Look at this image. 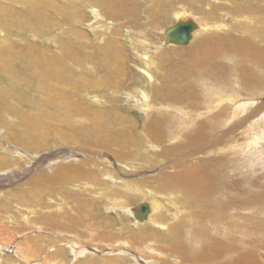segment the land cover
Listing matches in <instances>:
<instances>
[{
    "label": "rangeland",
    "instance_id": "obj_1",
    "mask_svg": "<svg viewBox=\"0 0 264 264\" xmlns=\"http://www.w3.org/2000/svg\"><path fill=\"white\" fill-rule=\"evenodd\" d=\"M49 1L52 2L51 7L41 11L45 15L43 22L42 19L37 21L34 18L29 26L20 29L14 24L18 17H23V13L27 12L25 6L13 0H0V6L7 9L9 18V28L0 33V49L8 47L4 43V35L8 33L9 42L16 52L24 53L34 48L37 60L58 59L64 65V77L71 80L72 84L57 82L55 91L61 90L67 105L69 102L88 103L93 107L87 115H81L72 108L69 114L72 123H62L50 116L45 119L44 115L41 123L44 126L46 123L49 128L46 139L49 146L47 151H33L35 149L32 145L26 146L30 141L29 136L25 137L22 114H38L44 107V100L46 104L47 97L36 90V80H30L32 85L23 82L32 71L27 61L15 60L9 63V74L0 70V94L5 97L0 107V178L8 173L2 172V163L10 165L18 162V166H28V161H23L17 151L38 159L43 153L45 155L59 150L63 146L57 136L59 129L76 133L82 139L99 133L101 144H95V148L89 149L98 157L86 160L101 165L104 164L101 163V155H106L109 168L90 165L91 170L98 172L99 179L106 182H109L110 177L106 170L115 172L116 190L119 191L123 189L121 181L126 180L167 194L161 195L162 211L155 215L164 217L163 222L165 226L168 225V229L173 224L178 225L183 235L177 242L168 239L170 243L162 244L164 251L158 252L160 257L148 263L136 249L131 250L132 254L128 253V248L120 243L130 241L134 244V237L131 238L129 232L136 231L138 223L131 215L119 219V212L113 207L122 204L134 208L150 204V200L133 195L128 201L119 196L114 199H120V204H110L106 196L100 194L102 192L98 186H93L91 191L85 190L79 185L80 182L77 184L79 190L73 191L71 185L61 180L47 181L45 173L56 172L59 162L52 158L40 171L31 174L27 181L0 180V225L4 224L12 230L17 228L23 236L22 240L31 239V244L39 249L40 255L54 254L55 262L61 264H196L194 261L206 254L207 250H210L207 264H226L230 260H225L226 253L220 250L222 244L238 249L236 253L241 255L253 249L246 245L252 240L262 244V251L259 249L258 252V264H264V181H260L264 178V170L261 172V168H258L256 174H253V169L250 173L246 170L240 176V188L244 196L239 197V200L235 197L233 199L243 203V206L240 205L241 209L235 212L225 208L226 199L221 202L207 197L204 189L189 194L170 180L169 183L161 182L168 172L162 173L170 166L177 171L185 166L197 167L199 172L201 165L196 149L230 128L229 124L227 127H217L214 122L218 108L217 105L211 108L207 102L210 89L219 91L225 88L228 93L231 89H239L244 101L257 94H260V99H264V58L255 59L249 54L255 62L249 61L236 48L240 41L247 44L250 42L255 47L257 39L260 43L258 46L264 52V38L258 35L250 37L241 25L240 28L230 27L222 32L217 30V23L222 22L221 18L226 11L236 17L250 16L251 28L264 29V0H250L247 11L242 10L245 0H222L221 3L217 0H112L114 5L111 8L102 4L103 0ZM225 2L227 4H222ZM98 7L102 8L100 14L96 12ZM177 11H184L187 17L191 16L199 24L198 32L205 29V35L201 33L188 46H172L153 52L151 56L155 58V64L153 72L151 69V81L150 76L143 71L146 69L143 59L135 50V45H141L135 34L145 35L149 39H164L160 32L177 22ZM114 30L120 34L118 40L113 36ZM206 39L211 42L221 39L218 44L226 48L227 55L200 65L202 71L190 70L191 54H197L199 44ZM111 41L122 47L116 68L105 61L107 51L104 48L106 42ZM68 44H72L71 53H66L62 46ZM7 51L11 52L9 49ZM37 65L42 66L39 62ZM84 78L90 80L93 87L96 86L95 89L82 90L79 81ZM99 81L108 83L103 86V82ZM140 91H147L151 96L150 99L146 97L147 102ZM136 92L137 97L141 93L139 99L134 98ZM128 96L131 98L128 99ZM48 110L56 111L52 107ZM184 113L187 120L193 121L188 126H184V123L173 124V120ZM231 133L232 139L245 136V127L236 126ZM197 135L206 138L204 140ZM19 147L21 150H18ZM81 149H85L83 145ZM114 162H117L118 167ZM122 163L134 165L141 173L126 177L118 171V168L122 169ZM12 168L9 170L12 173L19 169ZM212 172L217 176L216 171ZM196 175L202 176L201 173ZM228 175L227 172L226 176H218L221 187ZM214 194L217 195L218 191ZM217 198H220V193ZM28 207H37L35 215L27 211ZM57 210L62 211V218L58 217ZM27 218L31 220L29 226L25 224L24 219ZM235 223L237 226H234ZM149 226L148 229L157 230L155 225ZM168 229L166 227L159 231L165 240L170 238ZM227 230H230L228 234ZM94 232L95 237L92 239L89 235ZM222 235L227 238H222ZM137 245L142 246L143 243ZM172 250L181 253L177 256L179 253L172 254ZM75 251L79 253L77 258ZM133 253L142 258H137ZM14 254L3 253L0 258H12Z\"/></svg>",
    "mask_w": 264,
    "mask_h": 264
},
{
    "label": "bare ground",
    "instance_id": "obj_2",
    "mask_svg": "<svg viewBox=\"0 0 264 264\" xmlns=\"http://www.w3.org/2000/svg\"><path fill=\"white\" fill-rule=\"evenodd\" d=\"M13 1L18 3L20 2L23 6H25L27 10L25 14L23 13V17L21 18L18 17L15 20L14 25H16L20 29L29 26L33 22L32 20L34 18L37 21L39 19H42L43 22L45 20V15L41 11L42 10L45 11L46 7H51L52 5V2H50L49 0H39V1L13 0ZM249 1L250 0L244 1L245 6L242 8V10L245 11L249 10L248 9L249 6H247L249 4ZM217 2L221 3L223 1L217 0ZM102 4H105V6L109 8H111V6L113 7L114 5L112 4V0H103ZM222 4H227V2ZM101 9L102 8L99 9L98 7L97 10L96 9L94 10H96V12L100 14ZM229 13L230 12L226 11L221 18L222 22L217 23V30L219 32L230 29V27H232L233 29L237 27L240 28L241 25V27L243 26V30L245 29V31L249 33L250 37H255L258 35L264 38V29L258 30L259 28L257 27H253V28L250 27L252 26L251 24L252 17L245 15L242 17H236L235 15ZM7 14H8L7 9L0 6L1 34H2L1 31H7V28H9V18H7ZM25 15L27 16L25 17ZM175 18L177 19V22L174 25H176L179 22H187V21H192L194 23L195 30L192 33L191 41L192 40L194 41L201 33H204L205 35L206 30L201 29V32H198L199 24L194 19H191V16L187 17V14L184 13V11H177L175 13ZM181 19H187V20L184 21ZM263 21L264 19L262 20V22ZM263 24L264 22L262 23V25ZM167 30H163L162 32L159 31L160 34L164 35V39L159 37L149 39L145 35L135 34V36L138 38V41L141 44L139 45L136 42V44H138L140 47L138 45H135V50H137V53L140 54V58L143 59V64L146 67V69L143 71L145 72V74L147 73L148 77L150 76L149 80L151 81L153 80L151 76V69L153 72V68L155 64L154 61L155 58H153L151 54L155 51L156 52L163 51L164 49L172 46L183 47L182 45L167 43V38H166ZM112 33L114 34L113 36L115 37V39L118 40L117 38H119L120 34L117 33L116 30H114V32ZM9 37L10 35H8V33H5L4 43H6L8 47L4 50H2V47L0 49V70L9 74V68L11 67L9 63L15 60L27 61L32 66V71L30 72V74H28L29 76H27V78L23 80V82L24 83L29 82L32 85L30 80L31 79L36 80L38 82V84L35 86L36 90L39 91L41 94H44L47 97V99H46V104L44 100L43 102L44 107L41 108L38 114L33 116L27 115L26 113L22 114L23 124L25 125V129H26L25 137L29 136V141H30L26 143V146L32 145L33 148L35 149L33 151L36 152H38L41 149L43 150L45 149V151H47L49 144L46 139L49 128L47 127L46 123L45 126L41 123L44 115H45V119H48L49 118L48 116H50L56 118L62 123H67V122L72 123L71 117L69 115L72 108L77 110L81 115L82 114L87 115L88 113H90V110H92L93 106L87 105L88 103L72 104L71 102H69V104L67 105L65 102L64 94L61 93V90L58 89L57 91H55V84L57 82H61V83L68 82L72 84L71 80L66 79L63 75L64 65L58 59L37 60L36 55L34 56L35 54V52H33L34 48L33 49L30 48L26 50L24 53L16 52L13 45H11V43L9 42ZM191 41L189 42V44L191 43ZM207 41L204 40L199 44L196 50L197 54L195 55L194 53L193 55L191 54L190 70L193 69V71L195 72L199 70L202 71V69H199L200 65L211 63V61H213L214 59L222 58L225 55H227L225 54L226 48L218 44V42L221 41V39L220 40L218 39V41H213V42H211L212 40L208 42ZM106 43L107 45L104 48L107 51L105 53L106 64L115 65L116 68V64L118 63V60L121 56L122 47L119 46V44H117L115 41H111L110 43L106 42ZM255 43L256 44L254 47V45L250 44V42L247 44L244 41H240L239 44L236 46V48L241 52H243L244 53L243 56L247 58L249 61L255 62L250 58L249 54H251V56L255 59L264 58V52L263 50H261V47L258 46V44L260 43L258 42L257 39H255ZM62 46L66 53L73 52L72 44L71 45L68 44L65 46L62 45ZM7 49L11 50V52L7 51ZM65 52L63 51V56ZM37 62H39L42 66H38ZM112 69L113 67H111V70ZM105 81H99V82H103L102 85L104 86L108 83V81L107 83ZM79 84L82 90L83 89L85 90L87 88L95 89L96 87V86L93 87L92 82L86 78H84L82 81H79ZM240 91L241 90L239 89L237 90L231 89L229 90L228 93V91L225 88L219 91L214 89L209 90V94L207 96L208 98L207 102H209L210 107L212 106L211 108H214V105H217L218 108V115L216 119H214V122L218 125L217 127L220 126L227 127L229 124L230 128L213 136L209 142L202 144L200 148L196 149L198 159L201 165L199 172L197 171V167L192 168L190 166H185V167H181V169L177 171L173 168H170L171 167L170 166L167 167L165 171L162 173L164 174L166 171L168 172L163 178V180H161V182H166V183H169L170 180L172 184H175V186H177L178 188L182 189L184 192L189 194L194 192V190L204 189V192H206L207 197L210 196V198L214 200L219 199L221 202H225L226 199L227 202L224 203L226 206L225 208L228 209V211L230 212L238 211L239 209H241L240 205L243 206V203H239L238 201L233 199V197H235L236 199L239 200V197L244 196L240 188L241 186V180L239 179L241 178L240 176L244 174L246 170L249 171L250 173L251 170L253 169V174H256L255 170L258 168L259 169L261 168V172L262 170H264V150H263L264 149V99H260L259 98L260 94H257L253 98L250 97L248 101H244L242 99V96L240 95ZM262 92L264 93V91ZM89 93L91 94V92ZM137 93L138 92H136V94L134 95V98L139 99L138 97L141 93L144 98L148 97V99H150L151 97L147 91L139 93L138 97H137ZM130 98L131 97L128 96V99ZM3 101H5V97L2 94H0V107L2 106ZM145 101L147 102V98L145 99ZM49 107H52V109L56 111L50 112L51 110H48ZM69 109L70 111L68 112ZM146 110H148L147 106H146ZM192 121L193 120H187L184 113V115H179L178 118H175L173 120V124L182 125V123H184V126H188L189 122ZM158 126H160V124ZM236 126H238L239 128L245 127V136L242 135L239 136L238 138L232 139L231 132L232 130H234ZM30 131L32 132V135H30ZM57 136L61 139V143L63 144V146L58 148L59 150H57L54 153L45 154L46 156L43 153V155H41L38 159L37 158L32 159L29 155L24 154L21 151H17L18 153L17 155H19L23 161L24 160L28 161L26 162V164L28 163V166L26 168H24V165L18 166V162L10 165L2 163L3 165L2 172L8 171V173L6 172L7 173L6 176L1 177L0 180L5 179L7 181H10L15 179L16 182L20 180L27 181L31 174L40 171L43 165L46 166L49 160L52 159L57 160L59 162L58 165L56 166L57 168L56 172L52 173V171L51 172L49 171L48 173H45V178H46L45 180L51 182H56L61 180L65 184L71 185L73 191L79 190L77 189L79 185L82 186V189L85 188V190H90V191L93 186H98V188H100L102 193H100V191L98 192L106 196V200L110 201L111 202L110 204H112V202H115L113 204H120L122 202L120 199L117 200L114 199L119 196H122L128 201L133 195H138L139 198L141 197V199L144 200L146 198L150 200L151 203L150 204L148 203L149 205L147 204L149 206L148 216L146 219H142V220L138 218V212L140 206L130 208L128 206L121 204L120 206L113 207L116 211L119 212L118 214V217H120L119 219L131 215L133 216L134 221L138 223V225H136L137 230L136 231L130 230L129 232L131 234L130 237L131 238L134 237L133 240L134 244H132L130 241L129 242L123 241L122 243H120L128 248L129 250L128 253H131L132 252L131 250L134 248L137 250L139 254L143 256V258L148 263L149 260L160 257V254L158 252L164 251L162 244L170 243L169 240L171 239L172 241H176V242L177 239L179 240L181 239L183 233L178 225L173 224L172 226H169L168 229V225L165 226V223L163 222L164 217L162 215H155L156 212L162 211L163 205L162 203H160L161 195H167V194L161 193L159 191L156 192L155 190L152 191L149 188H143L141 186H137L132 182L126 180L121 181L123 185V189L119 191L116 190L117 181L115 180L116 179L115 172L106 170L110 176L109 182H106L105 180L99 179V175H97L98 172H93L91 170L90 167L93 165L102 168L106 166L107 168H109L106 164V157H105L106 155L103 154L101 155L103 157L101 158V163H104L101 164L102 166L100 165L99 162H89L88 160H86L93 156L98 157V154L96 156V154L91 152L90 150L95 148V144H101L99 133H97L94 137H92V135L90 134L89 136H86V138L82 139V137L81 138L78 137L76 133L67 132L62 129H59L57 130ZM151 136L153 138H156V136L154 137V135ZM197 136H201V135H197ZM201 137H203L204 140L206 138V136L204 135H202ZM83 140L85 142H83ZM82 142L84 144H82ZM245 144L246 146H244ZM81 145H83L85 149H81ZM18 150H21V148ZM193 153L195 152L193 151ZM113 164L117 166V162H114ZM12 167H18L19 169L12 173V171L11 172L9 171L10 169H13ZM121 168L122 169L118 168V171L123 173L126 177L137 176L138 174L141 173L134 165L131 164L127 165L125 163H122ZM212 171H216L217 176H215ZM227 172L230 175L226 177L227 181L224 182L223 187H221L218 176H222V177L226 176ZM196 173H201L202 176L197 177ZM262 175H264V173ZM261 179L262 180L260 181H264V178ZM80 182L82 183L79 184ZM262 185L264 186L263 182ZM112 188H114L115 190L112 191L111 190ZM257 189H258V185H257ZM215 191L216 192L218 191V194L220 193V198H217L218 194L217 195L214 194ZM173 195L175 194H172V196ZM187 196L188 195H186V197ZM164 197H168V196H164ZM36 208L37 207H28L27 211L30 214L35 215ZM57 213L59 215L58 217L62 218V211L57 210ZM120 214L122 216H120ZM24 220H26L25 224H27L28 226L31 225L30 218ZM143 223H145V225H143ZM149 225H155L157 230L154 231L152 229H148ZM234 226H237V224L235 223ZM166 227L168 229L167 230L169 233L168 236L170 238H166L165 240V238L160 234L159 231L161 229H165ZM131 232H133V234ZM229 232L230 230H227V234ZM21 235L22 234L18 232L17 228L12 230L6 227L4 224L0 225V254L9 253V252L15 253L13 255L14 257L11 256L12 258H6V259L3 257L0 258V264H61L60 262H55L54 257L56 256L54 254H49L46 256L40 255L39 249L35 248L34 245L31 244L33 241L31 239L22 240L23 236ZM89 237L93 239L95 237V232L91 233ZM222 238H224L223 235ZM19 240L21 241L18 242ZM35 240L37 241V239ZM136 240L139 241L136 242ZM234 240L237 241L236 238H234ZM252 241H250L251 243L250 242L246 243V245L250 248H253L252 249L253 251L252 250L250 251L249 249L248 252L242 253L241 255L240 253L239 254L236 253L238 249L235 248L232 249L230 246L225 247V245L222 244L220 246V250L223 251V253H226L225 260H230L226 264H258V260H259L258 258L260 256V253L258 252L259 249L260 251H262V244L259 241L258 242H252ZM139 243H143V245L138 246L137 244ZM152 243H154L155 245H152ZM145 245L146 247H144ZM171 253L174 254L179 252L178 250H174V251L172 250ZM180 253L177 256H179ZM209 253L210 250H207V253L199 256V258L196 259L194 263L207 264L206 260L207 257H210ZM234 253L235 256H232V254ZM74 254L76 258L77 256H79V253H77L76 251L74 252ZM133 255L136 256L137 258H142L138 254L135 255L133 253ZM109 264H116V263H109ZM157 264H161V262L160 263L157 262Z\"/></svg>",
    "mask_w": 264,
    "mask_h": 264
},
{
    "label": "water",
    "instance_id": "obj_3",
    "mask_svg": "<svg viewBox=\"0 0 264 264\" xmlns=\"http://www.w3.org/2000/svg\"><path fill=\"white\" fill-rule=\"evenodd\" d=\"M195 30V25L192 21L179 22L170 27L166 32L167 43L186 46L192 39V33ZM149 213V206L143 204L139 207L138 218L146 219Z\"/></svg>",
    "mask_w": 264,
    "mask_h": 264
}]
</instances>
